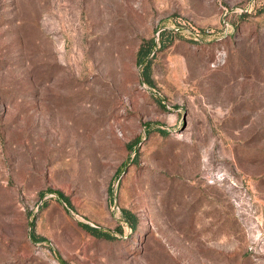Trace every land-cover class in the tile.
I'll return each instance as SVG.
<instances>
[{"label":"rangeland","instance_id":"rangeland-1","mask_svg":"<svg viewBox=\"0 0 264 264\" xmlns=\"http://www.w3.org/2000/svg\"><path fill=\"white\" fill-rule=\"evenodd\" d=\"M53 251L264 264V0H0V264Z\"/></svg>","mask_w":264,"mask_h":264},{"label":"trees","instance_id":"trees-1","mask_svg":"<svg viewBox=\"0 0 264 264\" xmlns=\"http://www.w3.org/2000/svg\"><path fill=\"white\" fill-rule=\"evenodd\" d=\"M163 38V37H162ZM161 43L163 44L164 43V40L162 39ZM153 45V43H152ZM151 49L148 48L146 50V47H142V49L140 50V53L138 54V60H139V64H144V69L147 70L148 68V65L149 64H146V57H147V54L149 53ZM57 194V197L60 199V200H63L65 201L63 195L59 192H55ZM86 228V227H85ZM89 232H91L92 235L96 236V237H99V238H103V239H111L112 236L110 234H108L107 232L105 231H100V230H91V229H88L86 228ZM55 257H56V260L60 263V264H65L59 257V255L53 251Z\"/></svg>","mask_w":264,"mask_h":264}]
</instances>
